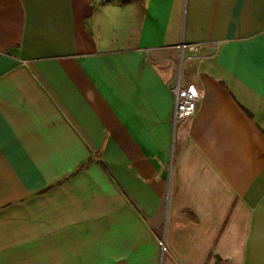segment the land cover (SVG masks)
<instances>
[{
	"label": "crops",
	"instance_id": "obj_1",
	"mask_svg": "<svg viewBox=\"0 0 264 264\" xmlns=\"http://www.w3.org/2000/svg\"><path fill=\"white\" fill-rule=\"evenodd\" d=\"M0 264H264V0H0Z\"/></svg>",
	"mask_w": 264,
	"mask_h": 264
},
{
	"label": "built area",
	"instance_id": "obj_2",
	"mask_svg": "<svg viewBox=\"0 0 264 264\" xmlns=\"http://www.w3.org/2000/svg\"><path fill=\"white\" fill-rule=\"evenodd\" d=\"M181 48H186L189 51L197 52L201 49L200 45H185L182 44ZM174 94V111L173 122L174 124L186 118H190L196 114L197 106L201 100V94L198 90L191 86H183L180 81L176 79L171 88ZM162 249H164L162 245Z\"/></svg>",
	"mask_w": 264,
	"mask_h": 264
},
{
	"label": "trees",
	"instance_id": "obj_3",
	"mask_svg": "<svg viewBox=\"0 0 264 264\" xmlns=\"http://www.w3.org/2000/svg\"><path fill=\"white\" fill-rule=\"evenodd\" d=\"M131 0H124V3H129Z\"/></svg>",
	"mask_w": 264,
	"mask_h": 264
}]
</instances>
